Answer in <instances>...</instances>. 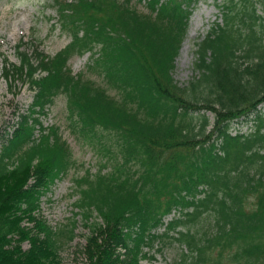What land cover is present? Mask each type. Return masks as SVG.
Returning <instances> with one entry per match:
<instances>
[{
  "label": "trees",
  "instance_id": "obj_1",
  "mask_svg": "<svg viewBox=\"0 0 264 264\" xmlns=\"http://www.w3.org/2000/svg\"><path fill=\"white\" fill-rule=\"evenodd\" d=\"M199 1L148 0L145 11L133 0H53L70 43L55 55L19 44L20 63L6 59L5 74L23 77L34 101L0 154V264H61L59 240L75 236L38 215L75 163L59 128L35 135V112L59 95L72 130L112 161L77 181L87 264H142L159 237L151 229L175 206L193 210L169 226H185L172 238L189 250L173 264H264V0L218 4L222 21L197 41V74L182 86L173 71ZM88 51L104 85L70 67ZM252 113L254 129L232 135Z\"/></svg>",
  "mask_w": 264,
  "mask_h": 264
},
{
  "label": "rangeland",
  "instance_id": "obj_2",
  "mask_svg": "<svg viewBox=\"0 0 264 264\" xmlns=\"http://www.w3.org/2000/svg\"><path fill=\"white\" fill-rule=\"evenodd\" d=\"M220 2L223 0H201L194 8L189 31L173 71L179 85H188L197 74L196 43L207 34L216 21H222V12L218 5ZM144 4V2L137 3L139 8L147 10ZM57 21L58 13L53 6V0H0V154L3 145L7 144V139L17 127L20 114L32 109L34 99V91L24 78L5 74L6 59L14 63L20 62L18 44L22 45L21 50L31 53L38 45L39 50L49 55H54L64 48L70 42L71 36L63 33L58 24L55 25ZM90 61V53L74 55L70 60L73 73L83 72L97 83L104 85L105 80L89 70ZM111 94L115 95L117 91L111 90ZM259 110L264 113V103L259 106ZM208 114L213 123L214 113L210 111ZM254 115L255 113H252L234 120L231 133L235 135L239 132H250L253 128ZM39 116L44 126H59L76 159V166L72 167L67 175L56 179L51 184V188L42 194L39 216L44 217L54 229L73 227L75 230L72 239L68 235H62L59 240L61 264H87L88 260L83 249L90 228L76 204L78 194L75 179L87 171H98L106 161L111 165L112 161L98 151L96 146L85 142L72 131V114L64 95H59L48 111H40ZM211 127L212 124L209 128ZM110 165L104 169L110 168ZM94 215L97 218L93 217V219L102 221L97 212ZM28 246L29 243L24 242V247ZM146 250L149 254H154V258H144L143 264H173L181 257L183 247L177 241L162 239L154 248Z\"/></svg>",
  "mask_w": 264,
  "mask_h": 264
}]
</instances>
